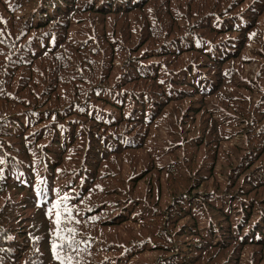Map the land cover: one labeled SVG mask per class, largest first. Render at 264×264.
I'll use <instances>...</instances> for the list:
<instances>
[{
  "label": "trees",
  "instance_id": "obj_1",
  "mask_svg": "<svg viewBox=\"0 0 264 264\" xmlns=\"http://www.w3.org/2000/svg\"><path fill=\"white\" fill-rule=\"evenodd\" d=\"M0 264H264V0H0Z\"/></svg>",
  "mask_w": 264,
  "mask_h": 264
},
{
  "label": "snow or ice",
  "instance_id": "obj_2",
  "mask_svg": "<svg viewBox=\"0 0 264 264\" xmlns=\"http://www.w3.org/2000/svg\"><path fill=\"white\" fill-rule=\"evenodd\" d=\"M57 220L59 221V214H58V216H57ZM53 247L55 248V245H53Z\"/></svg>",
  "mask_w": 264,
  "mask_h": 264
}]
</instances>
